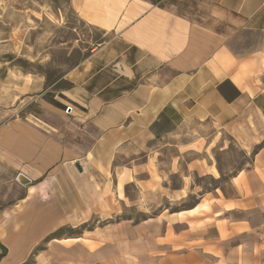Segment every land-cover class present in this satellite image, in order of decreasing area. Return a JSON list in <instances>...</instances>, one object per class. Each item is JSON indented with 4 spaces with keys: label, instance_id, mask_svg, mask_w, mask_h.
Instances as JSON below:
<instances>
[{
    "label": "crops",
    "instance_id": "crops-1",
    "mask_svg": "<svg viewBox=\"0 0 264 264\" xmlns=\"http://www.w3.org/2000/svg\"><path fill=\"white\" fill-rule=\"evenodd\" d=\"M71 7L100 38L68 88L0 92V264H264V0ZM223 136L250 158L225 181Z\"/></svg>",
    "mask_w": 264,
    "mask_h": 264
},
{
    "label": "rangeland",
    "instance_id": "rangeland-1",
    "mask_svg": "<svg viewBox=\"0 0 264 264\" xmlns=\"http://www.w3.org/2000/svg\"><path fill=\"white\" fill-rule=\"evenodd\" d=\"M99 38L100 33L86 26L74 12L71 0H0V92L9 80L13 88L14 84H19L20 74L44 79L45 89L50 90L97 46ZM65 88H68L65 82L52 87L56 91ZM35 100L34 96L29 99L31 102L25 112H39ZM3 119L0 109V120ZM215 157L224 181L250 161L227 136L222 137ZM115 220L118 219L97 217L79 228L61 229L55 236L60 239L82 238ZM45 248L42 245L33 251L25 264H47L46 260H37L46 253Z\"/></svg>",
    "mask_w": 264,
    "mask_h": 264
},
{
    "label": "water",
    "instance_id": "water-1",
    "mask_svg": "<svg viewBox=\"0 0 264 264\" xmlns=\"http://www.w3.org/2000/svg\"><path fill=\"white\" fill-rule=\"evenodd\" d=\"M16 182L22 186L31 184V180L25 177L23 174H19L16 178Z\"/></svg>",
    "mask_w": 264,
    "mask_h": 264
}]
</instances>
